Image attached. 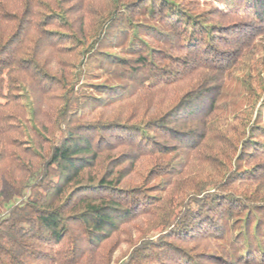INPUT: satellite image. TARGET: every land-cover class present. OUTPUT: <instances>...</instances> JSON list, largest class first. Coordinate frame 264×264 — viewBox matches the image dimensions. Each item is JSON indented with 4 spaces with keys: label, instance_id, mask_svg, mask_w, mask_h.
Here are the masks:
<instances>
[{
    "label": "trees",
    "instance_id": "obj_1",
    "mask_svg": "<svg viewBox=\"0 0 264 264\" xmlns=\"http://www.w3.org/2000/svg\"><path fill=\"white\" fill-rule=\"evenodd\" d=\"M0 264H264V0H0Z\"/></svg>",
    "mask_w": 264,
    "mask_h": 264
},
{
    "label": "rangeland",
    "instance_id": "obj_2",
    "mask_svg": "<svg viewBox=\"0 0 264 264\" xmlns=\"http://www.w3.org/2000/svg\"><path fill=\"white\" fill-rule=\"evenodd\" d=\"M237 75H239V76H240V73H238ZM118 254H119V252H117V253H116V256H118Z\"/></svg>",
    "mask_w": 264,
    "mask_h": 264
}]
</instances>
